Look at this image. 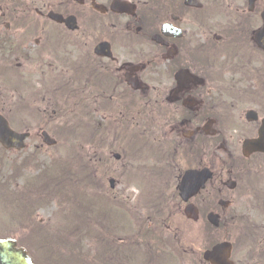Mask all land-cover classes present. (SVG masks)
I'll return each mask as SVG.
<instances>
[{
	"label": "flooded vegetation",
	"instance_id": "obj_1",
	"mask_svg": "<svg viewBox=\"0 0 264 264\" xmlns=\"http://www.w3.org/2000/svg\"><path fill=\"white\" fill-rule=\"evenodd\" d=\"M263 13L264 0H0V109L29 134L11 151L43 158L44 133L65 150L87 118L101 193L117 200L132 181L144 191L153 169L174 185L160 204L125 205L148 214L146 233L120 241L122 250L144 243L140 263L156 264L165 227L174 241L195 233L181 230L186 220L204 227L194 264H212L205 255L220 243H230L233 264H264ZM187 170L213 177L186 202Z\"/></svg>",
	"mask_w": 264,
	"mask_h": 264
},
{
	"label": "rangeland",
	"instance_id": "obj_2",
	"mask_svg": "<svg viewBox=\"0 0 264 264\" xmlns=\"http://www.w3.org/2000/svg\"><path fill=\"white\" fill-rule=\"evenodd\" d=\"M2 69L0 62V93L7 88ZM0 112L7 114L2 109ZM78 126L75 140L71 135L67 137L68 140L64 139L61 146H64L65 150L59 146L44 149L43 158L36 159L38 164H32L25 170L20 169L23 176H18L17 166L33 151L26 149L23 154L15 155L13 151H5L0 147V238H17L19 244L30 248L37 264H118L122 260L124 264H141L140 259L144 255L141 247H124L122 250L117 246L121 245L120 241L126 242L127 238L138 233L142 218L146 217L148 212H129L125 205L148 202L152 206L158 199V202H162L164 195L172 194L174 185L168 189L153 169L145 176L147 178L143 183L144 191L141 184L132 181L128 187H124L127 197L121 196L115 200L104 195L95 183L96 180L91 178L92 169L88 163V119H80ZM75 143L80 145V151L69 148ZM146 154H154V151L148 147ZM81 159L86 160L84 165L80 162ZM70 177L75 184L73 186H78L82 193L76 199L73 194L76 195L77 192L72 185L56 192V185L59 184L56 179L65 181ZM34 180L38 182V186L42 182L43 190L36 188ZM164 187L166 193L162 191ZM117 189H120V185ZM106 190H109L107 181ZM240 192L238 186L232 194ZM31 193L35 199L29 197ZM159 197L162 198L161 201ZM182 222L181 230L185 231L190 227L195 232L181 235L193 240L186 248V255L178 250L179 237L175 241L171 240L169 235L173 230L165 227L163 233L167 236L163 239L164 246L160 245L155 251L156 264L196 262L199 246H196L194 237L197 231L204 227H200V222ZM154 244L156 245V241Z\"/></svg>",
	"mask_w": 264,
	"mask_h": 264
},
{
	"label": "water",
	"instance_id": "obj_3",
	"mask_svg": "<svg viewBox=\"0 0 264 264\" xmlns=\"http://www.w3.org/2000/svg\"><path fill=\"white\" fill-rule=\"evenodd\" d=\"M264 17V14H263ZM264 32V30H263ZM28 137L27 134H17L9 125V122L3 115L0 114V142L6 148H16L20 150L24 147V141ZM45 141L52 145L56 143L54 139H50L47 135ZM208 172V173H207ZM204 172L187 171L181 183V197L189 200L200 190L205 187L204 182L212 177L209 170ZM188 215H191L189 208ZM210 221L217 225V217L209 215ZM213 251H208L205 258L211 260L214 264H229L230 245L227 243L219 244L213 248ZM228 254V255H227ZM0 264H34L33 258L28 254L26 248L17 247L15 238L0 239Z\"/></svg>",
	"mask_w": 264,
	"mask_h": 264
},
{
	"label": "trees",
	"instance_id": "obj_4",
	"mask_svg": "<svg viewBox=\"0 0 264 264\" xmlns=\"http://www.w3.org/2000/svg\"><path fill=\"white\" fill-rule=\"evenodd\" d=\"M71 178H69V179H65V181H61L59 178H57L56 179V181H58V185H56V192H59L62 188H63V186H65V184H67V183H70L71 184V180H70ZM72 185V184H71ZM73 188H74V190H75V192H77V194H78V191H79V187L78 186H76V187H74V186H72ZM72 188V189H73ZM75 195V199L77 198V196H79V195Z\"/></svg>",
	"mask_w": 264,
	"mask_h": 264
}]
</instances>
